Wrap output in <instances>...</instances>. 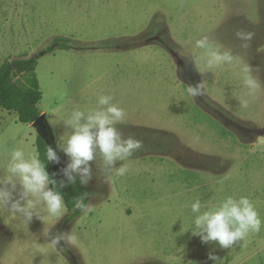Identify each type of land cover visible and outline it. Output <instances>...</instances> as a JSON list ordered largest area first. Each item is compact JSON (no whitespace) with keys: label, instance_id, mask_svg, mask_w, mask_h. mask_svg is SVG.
I'll return each instance as SVG.
<instances>
[{"label":"rangeland","instance_id":"374dc122","mask_svg":"<svg viewBox=\"0 0 264 264\" xmlns=\"http://www.w3.org/2000/svg\"><path fill=\"white\" fill-rule=\"evenodd\" d=\"M240 27L256 33L248 50L234 37ZM204 35L237 59L207 73V95L193 98L186 89L202 76L189 57H199L195 41ZM32 56L54 148L72 132L71 113L103 107L102 95L126 110L118 127L144 148L107 182L92 162V210L63 226L68 211L52 229L74 232L75 247L45 241L42 229L54 222L46 212L45 225H27L0 210V264H215L210 251L217 264H264V0H0V64ZM243 63L261 82L255 97ZM38 136L0 108V175L13 150L38 153ZM228 196L254 202L261 230L232 249L202 243L192 235V204L199 199L204 211Z\"/></svg>","mask_w":264,"mask_h":264},{"label":"clouds","instance_id":"9594fccd","mask_svg":"<svg viewBox=\"0 0 264 264\" xmlns=\"http://www.w3.org/2000/svg\"><path fill=\"white\" fill-rule=\"evenodd\" d=\"M255 31L245 28H236L234 37L239 40L240 47L248 50L255 39ZM195 49L201 50L199 57H189L194 62L202 79L195 84H189L186 91L193 98L207 95V81L204 76L218 67L227 65L231 67L237 57L231 49L221 50L214 45L208 35L195 41ZM201 62L204 67H201ZM259 70L258 68L256 69ZM244 84L248 89L247 96L255 97L261 90V82L253 75V66L243 63L242 69ZM113 97L102 95L99 104L103 107L85 112L76 109L65 121L67 127L72 129L64 143L57 144L54 148L48 145L46 159L55 164L60 163L58 151L65 153L69 162L60 169L66 179L57 181L55 173L50 174L46 164L38 153H25L23 149H15L11 153L10 162L7 164L3 175H0V210H7L20 216L29 225L33 219L40 220L43 225L47 223L46 212L54 222L51 227H43L42 236L53 248L66 250L65 245L75 247L78 237L72 231L52 229L68 213L64 195L59 188L67 184H75L77 176L81 184L87 186L93 179L92 162H96L100 174L105 177V182L112 174L123 176L128 172L126 164L119 163L133 157L135 153L144 148V141L135 134L124 132L118 127L126 119V110L112 104ZM243 107L247 108L250 101L240 99ZM258 143L264 144V136L258 137ZM228 177H225L227 179ZM52 185V187H50ZM88 193L74 197L75 208L82 213L92 210L90 203H85ZM201 201L197 199L192 204V212L196 214L192 235L199 236L202 243H218L221 249H232L240 246L251 233H259L262 220L254 202L247 196L239 199L228 196L218 205L211 206L201 211ZM63 242V243H62ZM36 252L40 256L48 254L44 244H36ZM208 258L215 264L220 256L215 251L208 253Z\"/></svg>","mask_w":264,"mask_h":264},{"label":"trees","instance_id":"16d2710c","mask_svg":"<svg viewBox=\"0 0 264 264\" xmlns=\"http://www.w3.org/2000/svg\"><path fill=\"white\" fill-rule=\"evenodd\" d=\"M37 58H20L13 61L5 60L0 64V108L15 112L18 121L31 124L41 114L37 104L41 99V90L35 72ZM48 144L39 135L36 147L38 154L46 164L47 171L55 173L57 181L66 179L60 172L65 165L55 164L46 159V149ZM52 187V185H50ZM64 195L65 202L69 211L68 216L62 222L64 226L71 221L81 211L75 208L74 197H79L88 193L85 185L81 184L79 177L75 184H67L66 187L59 188ZM88 196L85 199L87 203Z\"/></svg>","mask_w":264,"mask_h":264},{"label":"water","instance_id":"95a60500","mask_svg":"<svg viewBox=\"0 0 264 264\" xmlns=\"http://www.w3.org/2000/svg\"><path fill=\"white\" fill-rule=\"evenodd\" d=\"M31 126L34 127L38 132L39 135L43 138V140L49 145H52L54 147V143L49 135V130L47 123L45 121V114L41 113L37 119H35Z\"/></svg>","mask_w":264,"mask_h":264},{"label":"crops","instance_id":"0c3cea01","mask_svg":"<svg viewBox=\"0 0 264 264\" xmlns=\"http://www.w3.org/2000/svg\"><path fill=\"white\" fill-rule=\"evenodd\" d=\"M42 113V112H41Z\"/></svg>","mask_w":264,"mask_h":264}]
</instances>
